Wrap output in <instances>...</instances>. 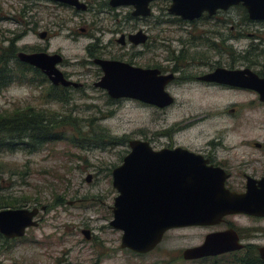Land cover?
<instances>
[{
	"label": "rangeland",
	"instance_id": "1",
	"mask_svg": "<svg viewBox=\"0 0 264 264\" xmlns=\"http://www.w3.org/2000/svg\"><path fill=\"white\" fill-rule=\"evenodd\" d=\"M87 1L90 8L77 12L47 0H0V51H6L13 42L17 53L60 54L64 65L58 69L81 74L80 79L71 80L83 84L81 88H67L68 100L51 101L47 96L50 82H42L29 71L27 82H15L0 92V117L26 107L49 111L66 125L67 138L32 154L0 153V196L25 197L26 203L20 208L45 207L36 217L37 227L29 228L24 237L5 242L0 239V264H194L183 261L181 255L198 243L195 229L170 231L145 255L120 249L121 232L109 226L113 200L118 195L112 187L111 172L122 163L129 147L127 143L108 146L101 141L96 145L78 140H89L87 135L102 129L112 137H125L127 142L149 141L152 132L182 125L186 128L174 139L182 145L202 146L220 134L226 143H262L264 104L254 91L210 88L196 81L166 88L175 104L165 111L134 100H111L102 89L93 87L100 73L87 53L88 47L96 56L139 67L156 62L163 65L161 58L167 52L160 49L151 55L143 46L117 43L121 35L137 30L148 34L152 17L136 20L130 17L131 7L111 8L108 0ZM167 8L164 1L156 2L152 15L167 13ZM218 15L228 21L216 23V29L209 28L218 33L211 38L219 50L208 55L207 62L212 67L248 68L264 78V21L249 20L244 8L238 6ZM41 32L47 33L45 39L39 38ZM171 35L187 39L185 33ZM11 67L15 68L14 63ZM208 67L201 64L184 70L199 74ZM33 76L34 83L30 81ZM56 192L65 204L48 209ZM239 221L249 222L244 218ZM82 230L91 232L90 240H85Z\"/></svg>",
	"mask_w": 264,
	"mask_h": 264
},
{
	"label": "water",
	"instance_id": "2",
	"mask_svg": "<svg viewBox=\"0 0 264 264\" xmlns=\"http://www.w3.org/2000/svg\"><path fill=\"white\" fill-rule=\"evenodd\" d=\"M86 11L79 0H48ZM159 0H110L112 8H132L134 17L151 15L150 5ZM167 12L194 20L206 13L215 15L231 7L241 6L251 21H264V0H169ZM47 33L41 32L40 39ZM128 40L139 45L146 35L138 31ZM124 44V37L118 40ZM21 63L39 70L50 82L58 87L78 88L80 84L65 79L57 65L62 61L59 54L45 52H18ZM103 73L93 84L106 91L113 99H134L144 104L164 108L172 104L173 98L165 91L171 75L163 76L157 69H142L127 63L95 59ZM204 81L254 91L264 103V78L252 70L218 68L201 78ZM129 151L122 163L111 172L112 187L117 192L111 207L112 220L109 226L121 232L120 249L137 255L153 251L161 243L165 233L172 229L190 226L219 224L223 217L236 214L264 218V189H257L248 181L244 193H235L224 187L226 176L221 170L206 165L198 155L184 149L154 151L148 142L134 139L128 141ZM90 181L87 176L86 182ZM262 185L263 181L258 182ZM72 204V202H69ZM41 208H8L0 210V235L7 239L24 237L29 228L37 227L36 217ZM85 240L91 232L82 230ZM230 240L209 235L199 247L187 248L182 257L194 260L215 256L238 249ZM264 261V247L259 249Z\"/></svg>",
	"mask_w": 264,
	"mask_h": 264
},
{
	"label": "flooded vegetation",
	"instance_id": "3",
	"mask_svg": "<svg viewBox=\"0 0 264 264\" xmlns=\"http://www.w3.org/2000/svg\"><path fill=\"white\" fill-rule=\"evenodd\" d=\"M79 1L86 5L87 7L86 11L90 8L87 0L86 2H83L82 0ZM109 1L110 0H108V4ZM159 1H164L165 3H167V7H169L171 4L169 0H159ZM159 1H155L150 5L151 11H152V5H154V3ZM54 3L59 5H64L57 2ZM67 7L74 9L73 7L70 6ZM77 12H85V11H77ZM131 12L132 10L130 11V17L136 20L149 19L150 17H152L150 21L151 22L150 30H148V34L143 32L142 30H137L136 32L130 33L127 36L121 35L124 37V44L121 45L120 43H118V40L121 38V36L118 38L117 43L120 44L121 46H124L126 42H128L134 47L143 46L146 52L151 55H154L157 52V50L164 49L167 52V56L161 58V62L163 63V65L156 62V64L152 66L139 67L132 65L129 62L116 60L114 58H104L102 55L96 56L92 52L93 50L88 47V49H86L87 53L89 57L93 58L92 63L98 67V73H100L98 74L100 76L96 82H98L102 78L103 73L100 67L94 63L95 59L124 62L133 67H138L142 69H157L160 72V75L163 76L171 75L172 79L166 84L165 91L173 98L172 104L164 108H158L156 106L150 105L156 110H160V111H165L166 109L172 107L175 104L174 97L166 90V88L172 85L183 86L196 81L201 84H204L203 86L210 88H219L222 90L239 89L227 85H220L217 83L207 82L201 79L202 77L211 74L216 69L223 68V67H212V65L207 62V58L211 57V56L209 57L207 56L212 55L213 54L212 52L219 50L217 49L218 45L215 44V41H213V39L211 38V36H215L218 33L216 32V30L210 31L209 28L214 27L216 29L217 28L216 23L223 24L228 21L227 19L224 18L222 20L221 17L218 15V13L221 11H218L215 15L212 16H209L206 13H204L199 18L191 21L184 20L180 16L171 15L167 12V10H166L167 13L156 16H153L151 12V15L147 17H141V16L134 17L131 15ZM80 31L83 32L84 29H81ZM138 31H141L146 35V40L142 44L134 45L128 40V36L131 34H135ZM173 32L182 33V34L185 33L187 39L183 40L182 38L179 37H176L177 39H174L175 37L171 35V33ZM201 45L202 46L205 45V47L199 48ZM61 58L62 61L57 65V68L58 66L64 65L63 57L61 56ZM201 64H205L207 67L209 66L207 71L204 73L201 72L199 74H194V73L187 74L186 71L184 70L185 68L188 69L194 66H200ZM229 70H233V69H229ZM59 71L63 73L65 79L71 82H73L71 78H76L78 80L81 77V74H78L75 71H70V72H66L62 70ZM75 83L80 84L78 88L83 87L82 83L79 82H75ZM68 88H73V87H68ZM73 89H77V88H73ZM103 91L106 93L105 90ZM119 100H134V99H118L114 101H119ZM187 125H192V123H189ZM185 128L186 126L173 125L171 127L164 128L161 131L152 132L150 134L149 141L146 142L149 143L150 147L154 151H160L165 149L174 150L181 148L195 155L200 156L206 162L207 166L221 170V172L226 176L224 181V187L231 192H235L239 194L244 193L246 191V185L248 181H253L252 184L257 189L261 190L262 187L264 189V142L262 143L240 142V143L231 144L223 141L224 136L220 134L215 139L206 141L205 143H203L202 146L194 145L191 147L189 145H182L174 140L176 139V136H178L181 132L184 131ZM161 139H164L165 141L162 142ZM259 181H263L262 185H259L258 183ZM236 218L239 219L244 218L249 222L247 224H244L240 222L239 219ZM188 229H195L198 230L199 232L198 243L188 248L201 246L204 243L206 237L209 235H218L219 237L230 240L233 246L239 245L240 247H238V249L227 251L225 253H221L215 256H207L194 260H185L181 255L182 260L185 262H192L194 264H264V261L259 256V249L261 247H264L263 217L248 216L244 214L229 215L223 217V219L219 224L190 226V227L169 230L163 236L162 241L164 240L166 234L169 233L170 231L188 230Z\"/></svg>",
	"mask_w": 264,
	"mask_h": 264
},
{
	"label": "trees",
	"instance_id": "4",
	"mask_svg": "<svg viewBox=\"0 0 264 264\" xmlns=\"http://www.w3.org/2000/svg\"><path fill=\"white\" fill-rule=\"evenodd\" d=\"M238 7L242 8L241 6ZM12 43L13 42L6 48V51H0V92L15 82L19 84L27 82L26 75L29 74V71H32L38 76L42 82H47V78L39 70L21 63L18 60L15 46ZM12 63H14L15 68L11 67ZM30 81L34 83L35 76H33ZM66 92L67 88L55 87L50 84L47 96L51 101L64 102L68 100ZM48 113L49 111L26 107L23 110H16L9 114H3V116L0 117V153L23 151L32 154L38 152L47 144L66 141L67 138L64 134L66 125H63V123L55 119L57 117L55 113ZM87 136H90L88 137L89 140L80 139L78 142L87 141L90 143L91 141V144H96L97 141H101L103 142L102 144L108 146L127 143L125 137H112L102 129H99L97 133H91ZM24 203H26L25 197L17 199L0 196V210L20 208ZM51 203L47 206L48 209H52L54 206H63L65 200L56 192ZM0 239L4 240V242L7 241V239L3 238L1 235Z\"/></svg>",
	"mask_w": 264,
	"mask_h": 264
}]
</instances>
